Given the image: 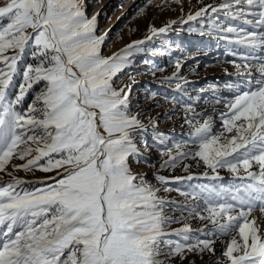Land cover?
Returning <instances> with one entry per match:
<instances>
[{"label": "snow or ice", "instance_id": "1", "mask_svg": "<svg viewBox=\"0 0 264 264\" xmlns=\"http://www.w3.org/2000/svg\"><path fill=\"white\" fill-rule=\"evenodd\" d=\"M85 7L83 0L0 4V172L11 177L0 178V264H168L176 256L185 259L186 252L214 253L213 241L189 243L188 226L165 231L173 221L163 213L166 202L157 196L160 189L131 168L130 161L140 155L134 137L146 129L130 114L131 87L115 88L113 77L130 66V57L143 42L133 41L120 53L102 56L106 34H95L97 16L89 19ZM209 9L224 17L216 16L210 31L223 33L221 39L247 50L239 56L243 69L235 59L229 62L237 75L248 79L237 86L223 120L225 132L234 134H212L211 120L194 125V157L213 171L227 167L239 173L242 168L253 182L236 188L232 203L211 205L208 216L201 218L218 225L222 234L238 228L242 244L233 238L223 251L230 264H264V236L255 218L248 219L257 202L264 212V0H222L195 16ZM29 53L35 63L24 68L19 92L10 99L14 77ZM34 86H42L41 91L27 109L17 110ZM174 147L175 156L167 148L165 165L175 167L179 157L188 155L180 151V143ZM26 157L31 158L11 168L55 170L56 176L49 177L53 183L24 188L44 183L23 180L6 167L14 158ZM254 164L258 172L251 171ZM212 196L220 193L208 190ZM237 206L239 214L230 215ZM223 216L227 223H220ZM173 234L179 239H170Z\"/></svg>", "mask_w": 264, "mask_h": 264}, {"label": "rangeland", "instance_id": "2", "mask_svg": "<svg viewBox=\"0 0 264 264\" xmlns=\"http://www.w3.org/2000/svg\"><path fill=\"white\" fill-rule=\"evenodd\" d=\"M7 2L8 0H0V4ZM221 2L222 0H83L87 17L90 19L97 16L95 34H106L101 46L102 56L110 57L114 53H120L133 41L143 42L138 46L140 51L134 52L130 57V66L113 77L115 88L120 89L125 85L131 87L130 114L136 115L146 129L134 137L140 155L130 161L133 172L143 176L154 188L160 189L157 196L166 202L163 213L173 221L164 226L165 231L171 233L174 229L188 226L192 237L189 243L195 244L197 240L214 242V253L186 252L185 259L181 260L176 256L168 264H230L223 256L227 243L235 238L242 244L238 228L231 233L222 234L218 225L201 217L208 216L207 209L211 205L232 203L230 196L235 189L250 183V179H242L241 176L246 175L242 168L239 173H234L227 167H218L213 171L199 157H194L198 145L191 142L193 126H198L205 120H211L214 135L224 133L225 137L230 138L234 134L225 132L223 120L228 118L229 103L237 95V86L242 87L248 79L245 74L237 75L235 65L229 62L235 59L243 69L244 62L239 56L247 50L221 39L223 33L210 31L216 16L223 20V13H212L209 9L205 14L195 16L201 8L216 6ZM189 15L195 16V19L189 20ZM165 26L167 28L164 32L153 33L150 30ZM157 34H161L163 38H158ZM233 51L237 52L236 57L231 55ZM7 54L11 55L12 50ZM34 63L30 53L23 58L20 72L14 77V87L10 89V99H15L19 92L24 68ZM252 73L255 81L258 78L255 67L252 68ZM41 87L34 86V91L30 90L26 94L17 110L27 109ZM194 113L200 115L193 119ZM222 114L225 116L222 117ZM161 139L163 144L160 143ZM184 141L189 143L184 145ZM177 143L182 145L180 151L187 152L188 155L179 157L175 167L165 165V161L169 159L167 148H172V155L175 156L177 149L174 145ZM31 146L35 147L34 144ZM28 158L31 157H26L23 161L14 158L6 167L9 171H14L12 164L26 163ZM251 171L257 172L259 168L254 164ZM14 175L26 181L44 182L23 186L33 190L53 183L49 177H55L56 171L45 173L37 167L31 172L22 169L14 171ZM161 176L166 179L159 180L158 177ZM189 176L192 179H187ZM176 177L183 179L176 180ZM0 178L4 181L11 179L5 172H0ZM208 190H215L220 196L209 198ZM260 208L261 205L257 202L248 219L255 218L260 234L264 236V212ZM240 210L237 206L230 215L236 216ZM218 219L220 223H227V216ZM169 238L179 239L175 234Z\"/></svg>", "mask_w": 264, "mask_h": 264}, {"label": "trees", "instance_id": "3", "mask_svg": "<svg viewBox=\"0 0 264 264\" xmlns=\"http://www.w3.org/2000/svg\"><path fill=\"white\" fill-rule=\"evenodd\" d=\"M157 37H158V38H163V37H161V34H157ZM45 181H46V180H45Z\"/></svg>", "mask_w": 264, "mask_h": 264}]
</instances>
